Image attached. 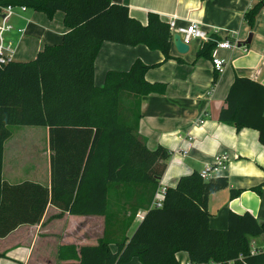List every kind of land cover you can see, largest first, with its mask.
I'll return each mask as SVG.
<instances>
[{
    "label": "trees",
    "instance_id": "1",
    "mask_svg": "<svg viewBox=\"0 0 264 264\" xmlns=\"http://www.w3.org/2000/svg\"><path fill=\"white\" fill-rule=\"evenodd\" d=\"M263 3L243 15L250 30ZM9 5L49 19L61 12L66 32L58 45L44 47L31 61L0 64V239L19 226L38 224L50 204L72 216L102 219L95 244L58 246V264H123L133 258L141 264H177L179 252L188 255L190 264H264V251L252 253L250 245L251 237L264 233V221L248 212H230L226 229L209 227L208 197L228 187L225 176L203 180L196 171L183 175L166 188L160 208L149 207L170 157L163 147L149 149L137 133L139 99L163 95L166 88L145 80L150 66L135 60L125 72L108 71L101 87L94 84L103 42L143 45L159 51L164 61L171 59L168 24L148 13L142 25L112 0H0V13ZM219 40L213 36L201 42L195 57L211 59ZM216 81L215 74L213 85ZM217 119L236 130H255L264 147V86L234 77ZM12 126L48 130L49 187L2 179L3 144ZM261 186L264 182L254 191L260 193ZM229 192L231 198L239 194ZM116 203L121 208L111 207ZM139 206L146 212L127 237Z\"/></svg>",
    "mask_w": 264,
    "mask_h": 264
},
{
    "label": "crops",
    "instance_id": "2",
    "mask_svg": "<svg viewBox=\"0 0 264 264\" xmlns=\"http://www.w3.org/2000/svg\"><path fill=\"white\" fill-rule=\"evenodd\" d=\"M259 1L112 0L113 3L126 6L129 16L142 25L147 23V14L154 13L166 23L173 19L177 26L196 22L208 38H227L239 44L235 49L217 52V56L225 61V67L213 85L215 72L211 59L195 57L201 43L199 40H193L192 46L188 45V51L183 55L176 52L171 42L169 54L172 58L166 61L159 51H151L143 45L130 47L102 43L95 59L96 87L102 86L108 71L125 72L135 60L150 66L145 73L147 82L166 85L163 95L149 94L139 99L137 133L149 149L160 146L171 154L149 207H152L159 188L173 187L179 177L193 171L199 172L203 164L210 162L214 156L227 154V168L218 176L227 177L228 187L208 197L209 227L215 230L226 229L230 212L238 215L248 212L258 222L264 221V186L260 187V193L254 191L255 187L264 182V147L258 142L255 130H236L233 125L217 119L234 77H246L264 86V8L257 15L252 30L243 20L244 13ZM11 21L12 30L5 38L14 45L11 60L16 62L33 60L44 47L58 45L66 32L61 12H56L49 19L41 12L17 9ZM13 28L15 33L12 35ZM249 34L250 43L242 45ZM125 102L130 105L129 98ZM198 118L204 123L195 126ZM44 129L47 140L41 151L22 147L17 149L13 144L6 148L11 136L4 142L1 176L5 182L19 183L17 180L24 178L21 174L29 171V176L37 178L33 182H43L40 184L49 187L51 153L48 130ZM188 134L192 137L188 154L174 153L178 149L187 148ZM29 142L23 143L28 145ZM38 155L41 163H38ZM230 189L239 191V194L231 198ZM111 194L115 196L113 191ZM112 200L115 203L117 198L113 197ZM111 207L121 208L118 203ZM145 212L140 206L134 211L126 230L127 237L131 236ZM129 214L130 211L127 212ZM101 232L100 217L72 216L49 204L38 224L19 226L0 239V254L5 256L0 258V264H58L59 245H93ZM250 245L252 253L264 251V233L251 237ZM110 249L116 251L114 245H110ZM175 259L177 264H190L185 252L177 253ZM123 264L141 263L133 258Z\"/></svg>",
    "mask_w": 264,
    "mask_h": 264
},
{
    "label": "built area",
    "instance_id": "3",
    "mask_svg": "<svg viewBox=\"0 0 264 264\" xmlns=\"http://www.w3.org/2000/svg\"><path fill=\"white\" fill-rule=\"evenodd\" d=\"M14 9H18L20 11H25L26 8L24 6H6L1 10L0 13V64H6L11 60L14 48L12 45L5 41V36L12 30V25L10 23L11 17L14 15ZM168 28L171 32V35L178 34L180 40L189 45L192 40H199L201 42H207L208 36L206 32H204L200 25L196 22H190L185 26H177L175 21H168ZM172 37V36H171ZM238 44L236 41H229L227 38L220 39L215 43V47L211 52V63L216 75H219L223 72L225 67V61L217 56V52L219 50H231L237 48ZM204 121L202 119H197L194 123L195 126L202 125ZM187 148L178 149L174 151L176 154L187 155L188 150L192 145V137L187 135ZM171 155V154H170ZM229 162V156L227 154H218L212 158L210 162L204 163L202 169L198 172L199 177L203 180H207L210 177L218 176L222 172H224L227 168ZM166 188L161 187L156 192L152 207L160 208L163 203V196L165 194Z\"/></svg>",
    "mask_w": 264,
    "mask_h": 264
},
{
    "label": "rangeland",
    "instance_id": "4",
    "mask_svg": "<svg viewBox=\"0 0 264 264\" xmlns=\"http://www.w3.org/2000/svg\"><path fill=\"white\" fill-rule=\"evenodd\" d=\"M15 12H17V9H14V13ZM12 22L13 21H11L10 23L12 24ZM13 30L14 31L12 32V35L15 33L14 28ZM5 41L7 42L6 38H5ZM192 42L193 40L189 43V46H192ZM10 131H11V137L9 141L7 142L6 148L9 144H13V146L17 149L18 147H22L25 149L29 148L31 150L35 149L38 151H41L45 147L46 140H47V132L42 127L12 126L10 127ZM23 142H29V143H27L28 145H26ZM38 159H39L38 163H41L40 155H38ZM21 175L24 176V178L18 179L17 181L19 182L25 181V180L33 181L37 179V178H32L31 176H29L30 175L29 171H25ZM38 183H43V182H38Z\"/></svg>",
    "mask_w": 264,
    "mask_h": 264
},
{
    "label": "water",
    "instance_id": "5",
    "mask_svg": "<svg viewBox=\"0 0 264 264\" xmlns=\"http://www.w3.org/2000/svg\"><path fill=\"white\" fill-rule=\"evenodd\" d=\"M264 5V3H263ZM251 40V34H249L246 42H243L242 45L249 44ZM172 45L175 48L176 52L180 55L185 54L188 51V45L184 44L181 40L178 34H173L171 39ZM239 45V44H238ZM241 46V44H240Z\"/></svg>",
    "mask_w": 264,
    "mask_h": 264
}]
</instances>
